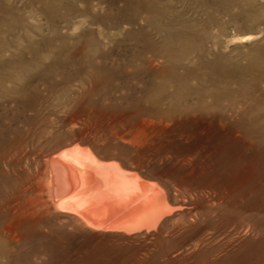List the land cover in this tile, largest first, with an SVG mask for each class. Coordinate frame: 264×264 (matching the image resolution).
I'll use <instances>...</instances> for the list:
<instances>
[{
	"label": "rangeland",
	"instance_id": "obj_1",
	"mask_svg": "<svg viewBox=\"0 0 264 264\" xmlns=\"http://www.w3.org/2000/svg\"><path fill=\"white\" fill-rule=\"evenodd\" d=\"M262 72L264 0H0V141L16 134L23 139L27 131L35 134L32 138L26 133L28 143L22 145L24 138L16 149L9 148L10 153L19 152V160L7 152L10 162L5 161L6 153L0 169L13 171L30 189L40 186L47 210L41 230L50 237L31 243L40 247L35 252L6 256L1 236L13 221L2 210L0 241L5 244L0 245V263L264 264V197L244 212L214 189L197 184L204 178L200 163L215 129L208 118H190L183 136L172 131L164 137L157 133L163 127L158 117L148 125L136 115L143 105H153L150 98L160 93L157 98H167L159 103L163 108L170 100L181 105L183 95H190L192 104L202 95V105L209 106L216 94L221 97L212 105L233 104L237 112L250 109V116H255L264 112ZM258 96L259 104L253 102ZM153 125L155 142L139 149L129 142ZM76 146L90 150L102 166L160 188L168 207L155 224L93 228L77 213L55 209L51 199L60 192L47 159Z\"/></svg>",
	"mask_w": 264,
	"mask_h": 264
},
{
	"label": "bare ground",
	"instance_id": "obj_2",
	"mask_svg": "<svg viewBox=\"0 0 264 264\" xmlns=\"http://www.w3.org/2000/svg\"><path fill=\"white\" fill-rule=\"evenodd\" d=\"M57 10H58V8L55 11H57ZM65 13H67V11ZM68 13H69V11H68ZM57 15H56V17H57ZM63 15H64V13H63ZM56 17H54L52 20L55 21L54 19H56ZM73 53H75V52L73 51ZM249 65H251V64H249ZM255 67H254V69H255ZM235 68H236V66H235ZM236 70H237V68H236ZM240 70H241V67H240V69L238 68L239 72H240ZM242 70H241V73H242ZM246 71H248V70H246ZM246 71H243V72L245 73ZM262 71H263V69H262ZM244 75H246V73ZM255 75H256V73H255ZM263 76H264V73H263ZM227 77H229V76H227ZM235 77H236V75H235ZM183 78H185V76ZM244 78L245 77H243V79ZM256 79L257 78H255L254 80H256ZM261 79L264 80V77L262 78V76H261ZM257 80H256V83H257ZM248 85H247V87H248ZM252 86L250 85L249 87H252ZM254 86L253 87L257 89V86L255 84H254ZM250 89L253 91L256 90V89H252V88H250ZM24 91H25V97L27 98L26 92H28V91L27 90H24ZM247 91H248V89H247ZM253 91H251V92H253ZM29 92H30V90H29ZM245 92H246V90H245ZM176 93L177 92H175V95H176ZM219 93H221V92H219ZM30 94H31V92H30ZM223 94H224V92H223ZM223 94H222V96H224ZM247 94L249 95V93H246L245 95H247ZM18 95H20V94H18ZM29 96L30 95H28V97ZM39 96H38V98H39ZM143 96L145 97L144 93H143L142 97ZM147 96H148V94H147ZM155 96L156 97L150 98L152 100L151 102L152 103L154 102L153 105H150L149 107L143 105L142 107H140L137 110V113L136 112L135 113L137 116L141 117L144 122H147L148 125L154 123L153 122L154 117H156V119L158 117L157 120L159 123L162 124L161 126H163V127L158 129L157 133H159V132L162 133V135H164V137H165V135L167 136L168 134H171L172 131H174L178 136H180V135L183 136V134H185L184 133L185 128L188 127V124H189L188 122H189L190 118H200V119L208 118V120H209L208 122L210 123V125L214 126V128H215L214 133L212 135L213 139L211 141V146H209V147L207 146V148L204 150L205 152H204V155L202 157V163H200L201 169H202V174H203L202 176L204 178L200 179L197 182V184L204 185V187L206 185V186L212 188V190L214 189V191L217 194L221 195V197H223L224 199H227V202H229L230 204H232L235 207L239 206L240 211L243 210L244 212L248 211L249 208L252 207V205H254V201L257 202V200H260L261 198L264 197V194H262L264 192V121L261 120V118L264 117V112H258L257 115L251 117L250 116V109H249V111H247V109L242 110L239 113V112H237L239 110H236L232 106L233 104H230L227 106H224V105L214 106L212 104L215 103L218 100V98L221 97V96L219 97L216 94H214V96H212V101H211L212 104L209 106H205L204 104L202 105V102H201V100L203 101L202 95H197L196 98L192 97L195 99V101H197V104H192L190 102V100H189L190 95H183V102L184 103H181V105H179V104L177 105L176 103H171L172 100H170L169 105L165 108H163L164 105L163 106H162V104L159 105V103L161 101H163V99L165 97L163 98V96H161V98H157L158 96L160 97V93H158V96H157V94ZM180 96L182 97V95H180ZM238 96H240V95H238ZM259 96H258V98L256 97L257 99L253 98V99H255L253 102H257L260 99ZM263 96L264 95H262V97ZM23 97H24V95H23ZM25 97L22 99V101L23 100L25 101V99H26ZM144 97H143V99H144ZM170 97H172V95H170ZM262 97H261V99H263ZM21 98H22V96H21ZM36 98L37 97H34V100H36ZM15 99H16V97H15ZM15 99H14V101H15ZM165 99H167V98H165ZM175 99H177V98H175ZM178 99H180V97ZM239 99H240V97H239ZM248 99H249V97H248ZM145 100H146V98H145ZM14 101H12V102H14ZM22 101H20V102L22 103ZM29 101L31 102V100H29ZM139 101H140V103L143 102L140 99H139ZM5 102H7V101H5ZM26 102H24V103H26ZM30 102H28V103L30 104ZM151 102H150V104H151ZM165 102L166 101H163L162 103L164 104ZM250 102H251L250 105L252 107L254 105V103L252 102V100ZM261 102H264V101H261ZM32 103L33 102H31V104ZM204 103H205V101H204ZM36 104H37V102H36ZM148 104L149 103H147V105ZM96 105H98V104H96ZM250 105H249V107H250ZM4 106H8V105L5 104ZM17 106L19 107V103ZM33 107H34V105H33ZM253 107H252V109H253ZM25 108H24V111L26 110ZM18 110H19V108L17 109V111ZM4 111H5V109H4ZM30 112H34V111H32V108H31ZM26 113L28 114V112H26ZM39 113H40V110H39ZM22 116L25 117V115H22ZM150 116L153 118V120ZM26 117L28 118V116H26ZM31 117H33V116L31 115ZM49 117L47 116V118H49ZM8 118H7V120H8ZM47 118L43 119L42 122H44V120L47 121ZM54 119L55 118H53V121H55ZM48 120H51V119H48ZM2 123H3V121H2ZM39 123H41V122H39ZM54 123L51 122V124H54ZM56 123H58V122L56 121ZM4 127H6V126H4ZM13 127H15V125ZM37 127H35V128H37ZM158 127H159V125H158ZM29 128H30V126H29ZM29 130L31 131V128ZM0 131H1V129H0ZM32 131H34V130H32ZM38 131H40V130H38ZM22 132H21V134H22ZM28 132L29 131H27L26 133H28ZM52 132L50 134H52ZM143 132L141 131L138 134L139 138H135L136 136L129 138V142H131L133 144L135 143V146L138 145V147H137L138 149L141 148L140 146L142 144L146 145V144H151V143L155 142V127H154V125L149 126L145 133H143ZM26 133H25V135H23L24 138L27 135ZM38 133H40V132H38ZM29 134H30V132H29ZM29 134H28V136H29ZM31 134H32V138H34L33 136H35V134H33V132ZM0 136H1V133H0ZM10 136H12V135H10ZM21 137L22 136H19L18 134H16L14 137H10L4 141H0V158L3 155H5L8 151H11L10 149L12 147L14 148L17 145L22 144L23 142L24 143L22 145H24L25 141H27V143H28V138H25L27 140L23 141L24 138L22 139ZM37 137H39V136H37ZM45 137L46 136H44V140L47 139ZM58 139H59V137H58ZM56 140H57V138L55 139V141ZM41 142H42V138H41ZM50 142H52V140H50ZM29 144H31V143H29ZM27 146H29V145H27ZM31 146H33V143ZM45 146L47 147V145H45ZM24 147H26V146H23V150L25 151L26 148H24ZM33 147H36V146H33ZM46 147H44V149ZM19 148H22V146L21 147L19 146ZM14 149H16V148H14ZM33 150L36 151V148H34ZM37 150H38V148H37ZM45 150H43V151H45ZM49 150L50 149L48 147L46 152ZM29 151L31 152L32 149ZM35 151H33V152H35ZM8 153L11 154L12 152L11 153L8 152ZM8 153L4 156L5 158H6V156L9 155ZM16 153H12V154H15V156L17 154H19V152L17 154ZM38 153H37V155H38ZM42 154H44V153H42ZM26 155H27V153L25 154V156ZM39 155H41V154L39 153ZM10 156L13 157L12 155H10ZM20 157L22 158V156H20ZM5 158H3V160H5ZM15 158H17V156ZM95 158L96 157L92 154V152L90 150L81 149V147H79V146L69 148V150L58 154L56 156V158H53V156L48 157L47 161L49 162L52 173H53V177H54V180L56 183L55 187H56L57 191L60 192L59 195H55L54 197L52 195V197H53L51 199L52 201L49 199L52 202L53 207L55 209L77 213L88 225H90L93 228H106V229L112 228L113 229V227H115L117 229L119 227L118 229H120L122 227V228H127V229L129 228L130 229V227H138L140 225L149 226V225L155 224L158 217H160L162 212L168 207V203L166 201V197H165L164 192L161 191L160 188L158 189L157 186L151 185L148 182L146 183L139 176L134 177L128 173H124V172L119 171L117 168H115L113 166H102L101 163L98 162L99 160L97 159L98 160L97 161V160H95ZM6 159H8V158H6ZM9 160L10 159L5 160V161L7 162ZM17 160H19V159L17 158ZM15 161L16 160H14V162L12 164V166H13L12 170H14V171H16L15 166H14ZM27 161L29 163V159ZM24 162H25V160H24ZM33 162H31V163H33ZM9 165L11 166V164H9ZM9 165H7V166H9ZM22 166H23V163H22ZM22 166H20V167H22ZM28 167H30V165H28ZM2 169H4V168L1 167V169H0V217L5 215L4 214V211H5L6 214L11 218V221H13V223L11 224V222H10L9 226L5 227L6 234L4 236H1V237H4V240L2 239V241H5L6 244L4 242L0 241L2 243L0 245L5 244V247L7 246L5 249H3L5 251V253H4L5 255L6 254H12V253H13L12 255L21 254V253L25 254V253H28L31 251L35 252V251H37L38 248H40V247H38V245L32 246V244L34 243V241L36 239H38V238H40V239L44 238L47 240L50 239V237L48 235L44 234L43 231L41 230L46 225L45 224L46 223L45 214L47 212V210H45V208H44L45 207V201L41 195V188H40V186H37L36 190H34L33 188L30 189V188H28V185L25 186V185H22L20 183V180H18L19 177L17 179V178H15L14 175H12L13 171L10 173L8 171L6 172L5 169H4V171ZM21 169L23 171V168H21ZM20 172L19 173L17 172V173L20 174L21 176H23L24 174L22 175L21 174L22 172L21 173ZM35 173H36V171H35ZM18 174H15V175H18ZM37 174L38 173L35 174L36 177H37ZM39 176L41 177V175H39ZM200 177H201V175H200ZM31 179H34V178L31 177ZM36 180H37V178H36ZM41 180H39V181L41 182ZM49 194L51 195L52 192ZM95 194H98V195L95 197ZM20 198H21V202H19ZM219 198H220V196H219ZM231 207H229V208H231ZM4 208H6V209H4ZM232 209H233V207L231 208V210ZM2 210H4V211H2ZM211 210L212 209H210L208 211L210 212ZM228 211H230V210H228ZM212 212H214V211L212 210ZM234 212H236V210H234ZM256 212H258V211H256ZM259 212H261V211H259ZM223 214H224L223 216L226 218L227 215L225 216L224 212H223ZM251 215L252 214L250 212L249 216H251ZM257 215H258V213L256 214V217H257ZM244 216H246V219H248V217H249V216L247 217L246 213ZM236 217L238 218V216H236ZM227 218H228V216H227ZM263 218H264V216H263ZM243 219L244 218H242V220ZM252 219H254V218H252ZM227 220H229V219H227ZM242 220L240 219V221H242ZM254 220L256 221V219H254ZM5 221H6V219H5ZM237 221H238V219H237ZM251 221L253 222V220H251ZM259 221H261V220H259ZM255 223L256 222H254L253 224H255ZM48 228L52 230V228L50 226H48ZM28 244H29L28 249H30V250L25 248V247H27ZM2 247L4 248V246H2ZM0 249H1V247H0ZM8 249H10L9 252H8ZM6 256H8V255H6ZM11 261L12 260L10 259L9 261H7V263L10 264ZM12 264H13V262H12Z\"/></svg>",
	"mask_w": 264,
	"mask_h": 264
}]
</instances>
